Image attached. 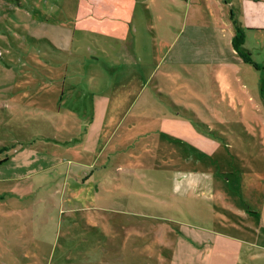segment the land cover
<instances>
[{"label": "rangeland", "instance_id": "374dc122", "mask_svg": "<svg viewBox=\"0 0 264 264\" xmlns=\"http://www.w3.org/2000/svg\"><path fill=\"white\" fill-rule=\"evenodd\" d=\"M62 2L66 14L57 21ZM75 2L0 0V161L12 154L14 145L18 149L32 144V140H37L39 147L42 143L35 137L42 134L39 130H45L41 129L40 115H25L22 102L4 108L6 92L2 89L16 86L15 93H21L25 84L34 87L59 82L64 53L41 36L63 28L71 32ZM203 27L202 37L194 38L181 57L183 64L166 79L168 94L160 98L173 101L182 118L205 135L206 141L192 134L206 150H166L163 145L150 148L152 137L141 138L126 153V160L124 154H118L110 163V185L116 193L108 203L112 212H99L105 218L96 220L97 228L78 229L74 234L64 227L58 229V220L66 218L59 206L53 208L46 203L49 206L45 212L32 202L12 200L15 192L9 184L0 182V264H33L34 258L35 264H245L244 257L236 258L234 245L240 237L249 239L252 233L239 232L236 218L228 212L242 207L259 212L253 222H259L261 229L254 227L257 230L252 237L264 243V32L244 33L248 51H242L251 54L255 69L239 62L242 58L233 49L227 32L207 24ZM96 55L104 60L103 55ZM158 81L153 79L149 88ZM54 115L49 119L53 124L47 129L49 136H54V127L61 120ZM132 115L121 131L132 123L152 126L151 119ZM4 147L7 151L2 150ZM118 166L124 170L130 167L137 179L126 177L125 171L117 172ZM7 171V167L0 168V175ZM190 178L198 180L199 193L204 190L208 194L211 183V198L204 193L198 197L194 193L191 197L184 195L181 183ZM19 189L25 190L22 193L29 190L26 185ZM53 190L43 189L44 193ZM189 234L195 235L192 241L186 237ZM196 235L201 246L196 244ZM66 245L72 246L73 254L70 249L69 261H58ZM241 247L247 250L246 245Z\"/></svg>", "mask_w": 264, "mask_h": 264}, {"label": "crops", "instance_id": "0c3cea01", "mask_svg": "<svg viewBox=\"0 0 264 264\" xmlns=\"http://www.w3.org/2000/svg\"><path fill=\"white\" fill-rule=\"evenodd\" d=\"M75 3L74 16H69L71 32L63 28L61 32L41 36L52 48L64 53V71L59 82L48 81L34 87L25 84L21 93H15L16 86L2 89L6 92L4 108L22 102L25 115L32 112L40 115V126L45 130L35 134L42 142L40 147L36 146L37 140L18 149L14 145L12 154L0 165L7 167L8 174L0 175V182H6L3 184H9L15 192H10L14 195L12 200L32 202L45 212L49 204L53 208L59 206L66 218L58 220V229L64 227L72 234L82 228H97L96 220L105 218L99 212H112L108 203L116 193L111 190L110 163L118 154L120 157L124 154L126 160L141 138L152 137L150 148L163 145L166 150H206L192 134L199 140L205 135L182 118L173 101L160 98L168 94L170 85L166 79L173 76L177 65L183 64L181 57L193 39L202 37L203 26L227 32L231 45L235 34L231 14L244 33L264 32V0H76ZM64 6L62 2L57 21L66 14ZM93 48L96 54L103 55V61ZM243 48L248 51L246 43ZM239 62L248 65L243 60ZM199 63L204 65L205 61ZM155 78H159L158 83L149 88ZM218 79L213 78L216 84ZM49 105L56 108H48ZM54 113L61 120L54 127V136H49L47 129L53 128L49 119L55 118ZM130 114L151 119L152 126L132 123L121 131ZM146 128L147 132L141 130ZM127 168L118 166L116 171H125L126 177L137 179ZM36 176L39 178L34 180ZM197 183L195 178L184 179L181 183L184 195L198 197L204 193L203 196L211 198V183L208 194L204 190L199 193ZM22 185L28 186L27 193L19 189ZM45 187L54 190L44 193ZM228 212L236 218L239 232L252 233L249 239L240 237L235 242L236 258L244 257L245 264H264V243L254 237L260 227L253 218L259 212L249 207ZM193 236L186 237L192 241ZM197 240L199 235L196 244L201 246V240ZM241 245H246L247 250L243 251ZM70 249L72 256V246L66 245L64 257L61 254L58 261L68 262Z\"/></svg>", "mask_w": 264, "mask_h": 264}, {"label": "trees", "instance_id": "16d2710c", "mask_svg": "<svg viewBox=\"0 0 264 264\" xmlns=\"http://www.w3.org/2000/svg\"><path fill=\"white\" fill-rule=\"evenodd\" d=\"M232 17V23H233V27L235 30V34L234 37L232 38V47L235 50V52H237V54L242 58L243 62L245 64H248L250 66H252L253 68H257V65L255 63H253V61L250 59V54H245L242 49L245 43V35L243 30L237 25L236 20H234L233 15L231 14ZM2 150H6L7 149L4 147ZM6 158L2 161H0V165L5 162Z\"/></svg>", "mask_w": 264, "mask_h": 264}]
</instances>
